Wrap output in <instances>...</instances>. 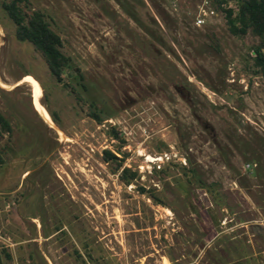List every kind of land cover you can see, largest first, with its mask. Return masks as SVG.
Here are the masks:
<instances>
[{"label":"rangeland","instance_id":"374dc122","mask_svg":"<svg viewBox=\"0 0 264 264\" xmlns=\"http://www.w3.org/2000/svg\"><path fill=\"white\" fill-rule=\"evenodd\" d=\"M28 1L69 65L0 7V264H264L258 37L215 0Z\"/></svg>","mask_w":264,"mask_h":264},{"label":"trees","instance_id":"16d2710c","mask_svg":"<svg viewBox=\"0 0 264 264\" xmlns=\"http://www.w3.org/2000/svg\"><path fill=\"white\" fill-rule=\"evenodd\" d=\"M215 1L223 11L227 29L231 33L244 34L250 31L258 37L257 43L252 47V64L264 77V0H235L234 6L226 4V0ZM0 7L13 23L15 38L29 41L43 56L49 72L56 79H60L62 68L69 65V61L61 50V37L52 29L43 10L31 7L28 0H0ZM91 115L99 120L95 113L91 112ZM9 130V122L0 113V134ZM112 135L115 136L116 133L113 132ZM102 151L106 158L120 160L110 149L103 148ZM125 173L130 176L124 177ZM135 173L129 167L123 166L120 176H123L124 182H128Z\"/></svg>","mask_w":264,"mask_h":264},{"label":"built area","instance_id":"2783aa9c","mask_svg":"<svg viewBox=\"0 0 264 264\" xmlns=\"http://www.w3.org/2000/svg\"><path fill=\"white\" fill-rule=\"evenodd\" d=\"M208 11L211 13V12H213V10L212 9H208ZM201 12L203 13V15H205L206 13H205V10H202L201 9ZM197 20L199 21V22H201V20H202V17H198L197 18Z\"/></svg>","mask_w":264,"mask_h":264},{"label":"bare ground","instance_id":"6f19581e","mask_svg":"<svg viewBox=\"0 0 264 264\" xmlns=\"http://www.w3.org/2000/svg\"><path fill=\"white\" fill-rule=\"evenodd\" d=\"M34 87H35V92H38L39 91V87L37 85H35V84H34Z\"/></svg>","mask_w":264,"mask_h":264}]
</instances>
